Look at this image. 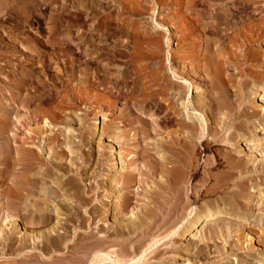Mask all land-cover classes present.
Returning a JSON list of instances; mask_svg holds the SVG:
<instances>
[{
	"label": "rangeland",
	"instance_id": "374dc122",
	"mask_svg": "<svg viewBox=\"0 0 264 264\" xmlns=\"http://www.w3.org/2000/svg\"><path fill=\"white\" fill-rule=\"evenodd\" d=\"M166 1V6L162 8V0H48L47 5H39L36 11L33 14H30V16L29 14L24 16H16V14H0V104L5 101L16 106L15 99L21 102L30 95L34 96V101H32L30 108L37 106L45 110H53L56 112L57 119L49 128H53L54 131L58 130L59 133L65 134L66 136H73L70 138L71 141H73V146H65L66 143H64L65 145L62 144L68 151L67 156L62 160V162H66L64 165L66 167H73L74 170H69L67 173H69V176L74 175L79 178V180H81L79 181L81 188L86 189L91 186L95 188L96 181L98 180H109L112 175L111 173H116L117 175L132 169L137 174L140 169L147 168L146 170H148V166H152L151 161L156 159L155 161L158 163L161 162L162 152L160 151V143H162L161 141L163 140L161 139L162 135L164 136L167 132V135H169L170 130H173L174 134L175 130L179 128L177 126L178 124H169L166 128L168 131H166L165 128L162 130L164 115L168 114L169 117L179 116V118L185 117V120L187 121L192 120L193 123H196L198 130L201 132L204 130L202 132L204 136L196 138V140L195 138L193 139L194 142L192 144V150H189L188 152V154L192 157L187 155L190 158L189 162H187L189 163L188 167L184 170L182 169L185 171L184 173L182 170L179 171L181 168H176L177 171H175L174 175L181 177V179L176 177V180L179 181L178 184L181 183L180 185L182 186L178 185L180 186L179 190L182 192H179L182 194H180V197L181 200L184 198L183 201L189 204L187 206V204L181 201L186 205H184V208L187 207L185 209V211L187 210L185 212L186 214L181 209L186 216V218L184 216L186 220L183 218V214H180L182 218H178V221L181 220V228L183 229L185 225L194 221L197 217H200V219L196 220V223L193 225L194 227L191 228L192 232H182L179 238L180 240H178L177 236V244L174 243L175 237H171L172 240L167 237V240H169L168 242L172 241L174 245L176 244V246L181 245V255L179 253L176 257L171 256V258L166 257L168 253H165L161 256L164 252L172 250L173 247H175L170 242V246L166 245L168 250L164 244L162 247H165L164 249L166 251L163 250V253L160 252V256L156 255L154 260L149 258L146 264H253L257 262L262 255H264V240L261 241L262 239L259 238L262 234V232H260L262 230L261 228L263 226L264 229V225L260 224V227H256L253 233V230L250 233L251 229L249 230L250 227L248 225L250 222L253 225V222L256 221V218H258L259 213L261 216L264 215V172H260L261 175L258 179L257 177L254 178V180L256 179L257 181H262L261 183L258 182L260 185L257 183L258 185L252 188L250 186L251 181L249 182V180H246L244 182L249 183L247 184V190H244V192L252 191V193L249 192V194H246L247 197H251L250 199L245 196L249 200H247L244 196H242L240 200V202L245 205L243 206L244 213L242 214H236L231 207V210L228 208L229 205H227V203L229 202L227 197L229 196L225 197L223 202L224 207L221 205L222 201H218L220 198L218 196L225 193V187L226 192H229V190L233 191L237 187L236 183L228 182L223 186L221 185L222 183H220L218 184L217 191L213 190V187L216 188L217 186L213 185V182L215 183L216 180L218 181L220 178H224L222 173L224 168L220 166L219 161L222 162L221 165L224 164L225 158L223 157H225V154H229L228 152L230 151L233 152L235 149H238L239 153H241L240 155L245 157L247 154H250V146L253 145V143H256L255 145L258 147L257 149L261 150V153L259 150H256V152L258 151V154L255 152L258 155L257 163L263 159L261 157L264 154V150L262 151L260 147H262L264 143V127L259 126L257 129L254 128L256 129L254 130L252 127L255 122H252L253 125L251 123L252 127L250 126L251 128L247 131L248 133L246 132L243 136L235 134L231 138L232 141L236 142L235 145L232 146L229 145L228 142L223 141H226V139L229 138L228 136L230 132L232 133L233 130L236 131L233 127L235 126V123L236 125H240V121L246 120V118L249 119L248 116L252 111H257L259 120L262 118L261 115L264 113V61L261 60L259 62H254L250 59L254 57L259 58V55L264 51V42L257 39L251 41L252 43L250 42L248 45L247 42L242 40L243 43L239 44V46L234 49L236 50L234 52L238 55L228 60L227 63L230 62L229 65L225 62L222 64V67L220 66L221 70L219 69V72L221 71L220 73H222V79H220V76L218 78L219 80L216 81L214 78L217 79L218 72L216 76L215 73L214 75L212 74L216 70L215 66V68H213V63L212 65L210 64L212 73L209 72L210 68L208 69L206 67L205 68L208 71L205 70L203 73L204 68L202 69V66L204 67V65H202V63H199L200 67L197 68L198 64L195 66L190 65V58L186 59V57H181L184 61L180 59V56L183 53V51L182 53L180 51L185 49L186 44L183 45V42H181L182 44H178V37L176 36L179 34L177 31L181 27V24L178 22L180 17L183 20L182 26H184V24V28H188L191 25V27L196 26L195 28L197 30L194 29L195 31H193L192 36H198V41L202 39L201 41L205 42L206 38H204V35L210 33V29L201 26L204 24V22H202L203 19H207L208 16L206 10H213V8L218 7L220 4H225L228 7L230 6L229 10L231 8V12H234V14H232L231 21H236V23L243 28L251 26L254 29L262 28V30H264V24H262L264 23V0H254L256 2L250 0L251 3L248 4V7L239 1H234L235 3L238 2L236 4L233 3V1L231 3V0H214L215 3L213 0H209V3L208 1H205L197 4H192V0ZM186 4L188 6L190 4L191 8L195 9H190L191 12L189 10L186 14L183 13L184 7L187 6ZM201 9L205 10L202 11ZM182 20H180V22H182ZM197 21H201V24ZM259 24L261 26H259ZM199 26L201 28H199ZM225 30L229 33L231 29L229 30V28H223V31L221 30V32H224ZM194 32L196 34H194ZM192 36H186L185 41L190 42ZM195 36L193 37L195 38ZM197 40L195 39V43ZM219 40L223 42V45H221L222 43ZM219 40H215V43H211L214 48L220 45L222 48H225L226 45L227 47L229 46V42L227 43L226 39L225 41L221 38ZM248 46L253 48V50L259 51V55H251L252 52L250 51L248 53L249 55L247 54L246 56L245 54V57L244 52ZM203 48L200 45L196 48V52L199 51L198 53H201L200 56L203 55L202 53H206V50L203 52ZM3 51L7 52V56L2 54ZM233 59H236L238 63H235L236 61ZM232 61L234 62L232 63ZM161 62L164 63V68L166 69L168 76V78H166L167 80L165 79L166 84L173 79V72L171 69L172 65L175 64L177 68L179 66L178 71L182 72V75L179 72V77L176 79L180 85L176 91L178 90L179 93L182 91L183 98H179L176 102L174 100L177 98L173 99V105L176 109L175 112L170 110L168 107L165 109L166 105L161 103L160 97L157 94V85L160 83V81L158 82V79L163 75L161 71L162 69L160 68V70L158 67ZM243 62L245 63L243 64ZM249 62L251 64H249ZM206 72L211 74H206ZM138 73L140 75V79L142 77L141 81L144 79L143 82L145 84L147 83L146 85H148L149 82L150 84H153L149 86L150 88H148L147 91H155H152L151 94L153 95L150 94L144 101L138 99L140 95L139 91L142 86L138 83V87L137 85L135 87L133 84V79ZM208 75L210 77H208ZM154 77L155 79L153 80L152 78ZM5 78L7 85L3 82ZM209 78H213V81L210 79V83L215 82L213 84H209ZM13 81L16 82L19 87V93H17L18 95L15 94L17 98L11 94V83ZM218 81L220 84L217 83ZM221 84L225 88L223 86L221 87ZM213 86L215 88H213ZM178 91L175 93L176 95L174 94L175 97H179ZM150 96L152 98H150ZM219 97L223 100L219 99ZM199 100H202L201 105L198 106L197 109H193L192 105H196ZM226 100H228V103L229 101H235L236 103H233L235 104V108H229ZM160 105L162 108L159 107ZM214 105L216 109L214 108ZM18 110L21 113L28 111L27 108L22 107H19ZM229 110H233L238 114H235L236 117L232 116V118L235 117V120L227 119L228 122L227 127H225L226 129L224 128L218 140L213 142L210 139L211 135L209 134V131L207 133V127L213 129L212 127L219 125ZM129 115L132 116V120H139L140 122L137 121L132 125H129V122H126L128 121L127 117ZM12 117L13 114H11V118ZM93 118H97L95 120L96 124L94 125V120H92ZM33 121H38L40 123L42 119L34 117ZM138 122L144 125L143 128L146 129L144 130L145 132H141L143 128H137L139 127L137 126L139 124ZM262 122L264 123V120ZM135 123L138 124L135 125ZM113 124L118 126L120 130H125L123 134L124 137L121 138V141L123 140V144L117 143V140H114L113 136H109V133L107 134L106 131L111 129V125ZM103 130H105L106 134L101 137V132ZM164 131L166 132L164 133ZM171 131L170 134L172 133ZM175 134L177 135V133ZM181 135H186V133H181ZM112 140L113 142L111 143L110 141ZM38 141L41 145L44 143L42 138H39ZM100 142L108 145L105 149V159H108L109 161H105L99 170L96 166V160L99 155L98 149L100 148L98 146H100ZM257 143H260V145H257ZM124 146L130 147V150L132 149L133 151L129 152V155L127 156L128 158L121 163L118 155L121 156L122 151H124ZM145 146L148 149H146V152L142 155L141 152L142 149L145 150ZM147 150H149V152ZM80 153L83 155L82 160L76 158ZM215 153L218 163L217 160L215 161V157L213 156ZM111 155H114L115 157L113 160L114 163L111 161ZM44 156H47L45 151ZM130 158L131 161L126 163ZM73 159L76 162H74ZM72 162H74V166H72ZM121 164H124V166L121 167ZM163 173H156L153 179H150L151 181L147 179L149 182L146 181L144 174L142 176L137 174V177H143L144 180L143 182L133 181L131 183L129 191L131 192V196L133 198L126 217H131V219H133L141 208L144 207L147 209V198H142L138 201L135 197H138L145 188H150L151 186L152 188L155 187L153 185H155L156 182H159L162 179L164 182V178H166V176L163 175ZM176 173L178 175H176ZM208 173L212 174L211 177L213 180L214 178L216 179L214 181L211 179L210 181L209 178H207ZM244 178L246 179L245 176ZM220 181L222 182V179ZM142 183H144V185ZM211 184L212 187L210 191L207 188H209ZM118 186L120 188L117 187L115 189L113 198L109 194L110 192H106V194L109 195L105 198V200H94L92 199L93 197H91L90 200L92 204L84 199L82 200L81 198L79 199V201H83L81 202V205L79 201H75V197V199L72 198V200L74 199L73 201H75L73 203L76 204L77 202V213L82 214L84 217L89 216V213H87L86 210H88L90 206L97 207V205H100V208L97 211L99 213L93 216L91 215L89 218L90 221L89 219H86V224L84 225V228H82L86 232H82L80 235L81 237L83 236V241L90 244L92 243L91 245L86 244L78 248L69 247L63 250L62 254H59V250L51 248V250L47 252L48 254L44 251V254L46 253L45 255H42L39 249L29 250L28 248L24 251H18L15 249V253L17 254L10 255L7 253L9 250L6 247L7 249L5 250L7 252L5 253L7 254L3 256V259L7 261L5 264H100L98 263L96 256L98 252L92 245L95 244L94 240L98 236V225H101L104 228L106 236H108L110 235L111 227L114 225L115 221L118 220L115 215L116 210L117 207H119V200H121L120 197H122V194L126 189L125 186H121V183H119ZM220 189L224 190V192ZM1 191L2 187L0 186V246L7 244L10 240V236H18L19 238L26 233L25 231L33 232L32 235L35 236V241L41 244L39 241L42 239V237H40L41 234H47L48 230H52L51 227L55 225L54 222L56 220H52L53 222L48 224V226H24L23 223L19 222V214L13 211L14 209L10 210V205L8 206L9 208L7 207V202H5L6 200L3 198L4 196L1 195ZM92 191L89 192L90 195L93 194ZM104 193L105 191H103V194ZM243 198L250 202L242 200ZM106 201H108V203L105 205ZM78 203H80V205ZM85 205L88 207L86 210ZM92 208L90 211H92ZM221 208L224 210L222 212L220 211V215L214 218L215 222H217V226H215V228L220 229L223 225H226L225 222L228 223L223 227H227L231 221H234V226H232L233 229L231 228L232 231L224 233V235L226 234L225 236L220 235L219 238L216 235L213 238L212 231L214 228L208 229L209 227L203 226L205 222L202 219L207 214L206 211H210L209 213H212ZM145 209L142 210L144 211ZM106 210L108 211L107 213ZM141 212L142 211L140 210V213ZM94 216L96 217L94 218ZM102 218L106 219L107 222H103L104 220ZM263 218L264 216H262V219ZM63 219L61 220L62 222L64 221ZM262 219L259 218V222ZM263 220L262 223L264 222ZM112 222L113 224H111ZM180 225L177 224L178 229H181L179 228ZM86 226H89V228L87 229ZM90 226L95 227L90 228ZM257 228H259L260 231ZM239 229L241 230L240 234L237 233ZM158 230L159 231L154 230L155 234L153 231L154 237H157L159 233L161 234L162 232L160 231L163 229L161 228ZM240 230L238 232H240ZM247 231L251 234L250 236L247 235ZM54 234H56L55 231H51L49 233L51 236H54ZM132 234H130V236ZM36 235H38V237H36ZM134 235L135 234L132 236ZM154 237L151 236L150 238ZM27 238L28 243L30 244L31 242L32 244L33 238L31 237L32 241L29 240V236H27ZM167 240L165 242H167ZM14 243V246H18L17 241ZM235 243L237 246L242 247V249H236L237 247L233 246ZM171 245H173V247H171ZM198 245L199 247L196 249ZM203 245L204 251L202 250L203 254H201L199 249L200 247H203ZM183 246L184 248H186V246L188 248L189 246V251L185 250V252H183ZM215 246L218 247L215 248ZM118 248L119 246H109L104 251L114 253L115 250H118ZM218 248L222 250L219 251ZM232 248H234V250ZM223 250L225 253L222 252ZM217 251L222 252V255L220 256L219 254L221 253H218ZM31 252H35L37 255L34 256L33 259L31 257H27V254ZM248 252L249 255H245L248 254ZM137 256L140 255L135 253L128 254L123 257V259H135ZM238 259L240 261L237 262ZM257 263L264 264V261H258Z\"/></svg>",
	"mask_w": 264,
	"mask_h": 264
},
{
	"label": "bare ground",
	"instance_id": "6f19581e",
	"mask_svg": "<svg viewBox=\"0 0 264 264\" xmlns=\"http://www.w3.org/2000/svg\"><path fill=\"white\" fill-rule=\"evenodd\" d=\"M205 1H208V3H209V0H192V4L193 3L197 4L199 2H205ZM232 1H233V3H235L234 1L242 2V4L245 5L246 7H248V4L251 3L250 0H231V3H232ZM253 1H252V3H253ZM166 2H167L166 0H162V2H161L162 8H164V6H166ZM213 2L215 3L214 0H213ZM254 2H256V1H254ZM47 3H48V0H0V14H6V15L16 14V16L17 15L24 16V15L29 14V16H30V14H33L36 11V9L39 5H41V4L47 5ZM236 3H238V2H236ZM232 6H233V4H232ZM229 7L225 4H223V5L220 4L218 7L213 8V10H211V9L210 10L208 9V11L206 10V12L208 13L207 14L208 16L206 15L207 19H203L202 22H204V24L201 26L205 27V28L207 27L208 29H210L209 30L210 33L207 35H204V38H206L205 42L201 41L202 39H200L198 41L197 40V38H199L198 36L193 35V36H195V38L192 36L193 31H195L194 29H196L195 28L196 26L191 27L192 26L191 25L188 28H186V27L184 28L185 24H184V26H182L183 20L178 16L179 17L178 22L181 24V27L179 26L180 29H178V31H177V33H179L176 36V37H178L177 41H178V44H182L181 42H183V45L186 44L185 49L180 51L181 53L183 51V53L180 56V59H181V57H183V58L186 57V59L190 58V60H189L190 65L195 66L198 64L197 68L200 67L199 63H202V65H204V67L202 66V69L204 68L203 73L205 72L206 68H208V69L210 68L209 72L212 73V69L210 67V64L212 65V63H213L214 64L213 68L216 67V70L215 71L213 70L214 72L212 74L214 75V73H215V76H216L217 72H218L217 79L214 78V80H216V81L219 80L218 78L220 76H221L220 79H222V75H221L222 73H220L221 71L219 72V69L221 70L222 64L226 62V64L229 65L230 62L227 63L228 60L232 59L238 55L234 52V51H236L234 49L237 46H239V44L243 43L242 40L244 42H247V44L248 43L250 44L251 41H254L257 39L264 42V30H262V28L254 29L251 26L243 28L242 26L238 25L236 23V21L235 22L231 21L232 14H234V12L232 13L231 8L229 10ZM252 7H255V6H252ZM190 9H192V8L189 4V6L187 5L184 7L183 13H185V14L188 13ZM194 9H192V10H194ZM203 10H205V9H203ZM256 11H257V9H256ZM190 12H191V10H190ZM197 12H199V11H197ZM184 18H185V16H184ZM180 20H182V22H180ZM185 22H186V20H185ZM200 22H198V23H200ZM262 24H264V23H262ZM222 26H223V28H229V30L231 29L230 32L228 31L229 33H227L226 30L224 32H221V30L223 31ZM259 26H261V25L259 24ZM199 28H201V27L199 26ZM202 29H204V28H202ZM196 32H198V31H196ZM194 34H196V33L194 32ZM186 36H192L191 41L189 40L190 42L185 41ZM201 37H202V35H201ZM218 38L219 39L221 38L223 41H225V39H226V42L227 43L229 42V44H228L229 46L227 47V45H226L225 48L224 47L222 48L221 45H223V42H221ZM195 39L197 40L196 43H195ZM143 40H145V39H143ZM215 40H219L222 44L220 46H217L214 48L211 43L214 42ZM150 41H152V40H150ZM198 45L202 46V48L204 47L203 52H205L204 50H206V53H202L203 54L202 56H200L201 53L200 54L198 53L199 51L196 52V48L198 47ZM231 47H233V48H231ZM250 51L252 52L251 55H257L259 52L257 50H253V48L248 46V48L244 52V56H245V54L247 56V54ZM197 53L199 54L200 57L198 56ZM2 54L4 56H7L6 51H3ZM178 54H179V52H178ZM174 55H176V54H174ZM198 57H199V59H198ZM183 58L181 60L184 61ZM233 60L236 61V59H233ZM250 60H253L254 62H259L261 60L264 61V51L259 55V58L254 57V58H251ZM233 62L234 61H232V63ZM235 63H238V62L236 61ZM244 63L245 62H243V64ZM170 64H172V63H170ZM249 64H251V63L249 62ZM252 64H253V62H252ZM158 67H159V69L160 68L162 69V70L161 69L160 70L162 71L163 75H162V77H160L158 79V82L160 81V83L157 85L158 86V93L157 94L160 97L161 103L166 105L165 109H167V107H168V108H170V110H173L175 112L176 109H175V106L173 105V99L177 98L176 100H174L176 102V101H178L179 98H181V99L183 98V96H182L183 92L181 91L179 93L178 90L177 91L179 93V97L174 96V94L177 92L176 89L180 86L176 80L179 77V72H180V71H178L179 66H178V68L175 64L171 66V69L173 72V74H172L173 79L168 84L165 83L166 82L165 79L168 78V76H167L166 69L164 68V63L161 62V64ZM206 71H208V70H206ZM136 72H137V70H136ZM209 72H206V74H209ZM181 73L182 72H180V74ZM136 75L137 76L134 77V79H133V84L135 87L138 83L142 86L141 90L139 88V90H140L139 94L140 95H139L138 99L144 101L152 93L153 90L151 92H149L150 90L147 91V89L150 88L149 86H151L153 84H150V82H149V84L146 85L147 83L145 84L143 82L144 79L141 81L142 77L140 79L139 73ZM209 75H208V77H210ZM147 79H148V77H147ZM152 79L154 80L155 77ZM210 79H212V81H213V78H209L208 83L213 84L215 81L213 83H210ZM3 82H5V84L7 85L6 78L4 79ZM217 83H219V81ZM222 84H221V87L223 86ZM155 86H156V84H155ZM215 86H216V84H215ZM11 87H12L11 94L13 96H15V94L19 93L18 92L19 87H18L16 82L13 81L11 83ZM137 87H138V85H137ZM217 87H218V85H217ZM213 88H215V87L213 86ZM151 89H153V88H151ZM153 92H155V91H153ZM151 95H153V94H151ZM15 97L17 98V96H15ZM4 98H6V97H4ZM150 98H152V97L150 96ZM219 99H222V98L219 97ZM225 99H226V97H225ZM32 101H34V96L29 95L26 97V99L24 101H21V102L17 101L15 99V103H16L15 105L16 106L12 105L11 103H7L5 101H3L0 104V186L2 187L1 195L4 196L3 198H5V200H6L5 202H7V207L10 205L9 206L10 210L14 209L13 211H15V212H17V214H19V217H20L19 222L23 223L24 226H29V227H34L37 225L48 226V224L52 223L54 220H56V221L54 222L55 225L53 224L54 226L51 227L52 230H48V233L46 232L47 234H41L40 237H42V239L39 240L41 242V244L37 243V241H35V239H34L35 236L32 235L33 232H31V231L30 232L25 231L26 233H24L19 238H18V236L17 237L10 236L9 242L7 244H3V246L2 245L0 246V264H5L7 262L3 259V256H5V254L9 253L10 255H15V254H17V253H15L16 250H18V251L23 250L24 251L27 248L29 250L39 249L41 251V254L43 255L44 251L47 253L49 250H51V248H55L56 250H59V252H60L59 254H62L63 250H65L66 248H69V247L78 248V247H82L83 245L90 244V243H87L86 241H83V239H82L83 236L81 237L80 235L82 232H86V231H84V229H82V228H84V225L86 224L85 223L86 219H89L91 215L93 216V215H96L97 213H99L97 211L100 208V205H97V207L90 206L88 210H86V208H88V207H87V205H85V210L87 213H89V216L84 217L82 214L77 213V211H78L77 202H76V204L73 202L79 201V199L82 198V200L84 199L85 201L91 203V200H90L91 197H93L92 199H94V200H105V198L108 197L109 194L113 198V196L115 194V189L120 186V185L118 186L119 183H121V186H125L126 189L123 192L122 197H120L121 200H119V205H118L119 207H117V210H116L115 215H116L118 220L115 221V223H114L115 226L113 225L114 227L113 226L111 227V232H110V235H108V236H106L104 228L101 225H98V227H97L98 228V233H97L98 236L95 238V240L93 239L95 241V244L92 246H94V248H96V250L98 252V254H96L98 263H100V264H103V263H108V264H146V262H148L149 258H152V260H154L156 255L160 256V252L163 253V250H165L164 249L165 247L168 250L167 246H170V244H169L170 242L173 245H174V243L177 244L178 240H180L179 238H180V235L182 234V232H184V231L192 232L191 228L194 227L193 225L196 223V220L200 219V217L199 218L197 217V219H195L192 222H189L188 224L186 221L187 225H185L183 227V229L181 228L182 227V225H180L181 220L178 221V218H182L180 214H183V218H184V216H185L184 213L187 211V210L185 211V209L187 207L186 208H184V207L186 206L185 204H187V203H185L183 201L184 198H182V200H181L180 194L182 192L179 190L181 183L178 184L179 181L176 180L177 179L176 177H179V176H175L174 173H175V171H177L176 168H179V169L181 168L179 170V171H181L182 169L184 170L185 168L188 167L189 163H187V162H189V159H190L189 158L190 154H188V152H189V150H192V144L194 142L193 139L195 138V140H196V138H199V137L201 138L202 136H204L202 133L204 130L202 132L200 130H198L196 123H193L192 120L191 121L185 120V117L180 116L181 118H179V116L169 117L168 114L164 115L163 123H162L163 124L162 130H164V128L166 129L169 124H171V125L178 124L177 126L179 128H177L176 130L174 129L175 133H177V135L175 133H174L175 135L173 134V132H174L173 130L172 131L170 130L172 133L170 134V131H169V135H167L168 132L167 133H165V132L168 130L166 129V131H164V133H165L164 136L162 135V137H161V139H163L161 141L162 143L159 142L161 145L158 144V145H160V147H161L160 151L162 152L161 162L158 163L157 161H155L156 160L155 159L154 161H151L152 166L151 165L148 166L149 167L148 170H146L147 168L146 169H140L137 172V174L139 176H142L144 174L146 177L145 178L146 181H147V179H149V180L153 179V177L156 173L161 174V172L162 173L164 172L163 175H165L166 178H164L165 179L164 182H163V179L159 182H156L155 185H153V186H155L153 188H152V186L151 187L149 186L150 188H145L142 192L143 194L142 193L139 194V196L141 198L139 196H138L139 198L135 197L136 200H138V201H140V199H142V198L143 199L147 198L146 200L148 202L147 201L146 202L148 203V207H147V209H145L144 207L141 208L140 210L142 212L140 213V210H139V212H137V215L133 219H131V217H126V214L129 211L131 200L133 198L131 196V192L129 191V189H130L131 183L133 181L143 182L144 178L143 177H141V178L137 177V174L135 173V171L132 169H129L126 172L121 173V174H117V175H116V173H111L112 175L110 176L109 180H107V181H99V180L96 181L95 180L96 181V185H95L96 187L95 188H93L92 186L89 188L87 187V189L81 188L80 183H79V181H81V180H79V178H77L74 175L69 176V173H67V171L69 172V170L73 171L74 170L73 167L72 168L66 167V166H64L66 162H62V160L68 154V151L64 148V146L62 144L66 143V145L64 144L65 146H71L73 141H71L70 138L73 136H71V137L68 135L66 136L65 134L59 133L58 130L54 131L53 128L50 129L49 127L51 126V124L53 125V122L56 121V119H57L56 118L57 113L54 112L53 110H45V109L37 107V106L34 108H30V106L32 105ZM226 101L228 104L227 106L229 108H231V109L235 108L234 107L235 104H233V103H236L235 101L231 100L232 102L229 101V103H228V100H226ZM201 103H202V100H199V102L197 101L196 105L195 104L192 105L193 109H197L198 106L201 105ZM215 103H217V102H215ZM19 107L27 108V110L29 108L30 109L28 111H26L25 113H21L18 110ZM159 107L162 108L161 105ZM214 108H215V105H214ZM163 109H164V107H163ZM252 110H254V109H252ZM11 114H13L12 118H11ZM235 114H238V113H235L233 110H231V111L229 110L225 114V118L221 120L219 125L212 127L213 129H210V127L209 128L207 127V133L209 131V134L211 135L210 139L213 142L218 140V138L222 134L221 133L222 130L225 127H227V122H228L227 119L228 120L234 119L236 117ZM257 115H258L257 111H252L248 116L249 119L246 118V120L240 121L239 122L240 125L238 124L239 126L236 125V123H235V126H233V127L236 129V131L233 130L232 133L228 132L229 138L226 139V137H225L226 141H223V142H228V144L232 145V146L235 145L236 142L232 141L231 138L235 134L239 135V136H243L252 127V125H253L252 122H255L253 127H252L253 129L254 128L257 129V127H259V126L264 127V123L262 122L264 120V113H263V115H261L262 118H260V120H259ZM232 116H235V117L232 118ZM34 117L41 118L43 122L40 121V123H39L38 121H36V122L33 121ZM131 117L132 116H130V115L127 117L128 121H126V122H129V125H132L134 122L139 121V120L134 121L131 119ZM94 118L92 119V120H94L93 125L96 124L95 120L97 119V118L96 119H94ZM186 119H188V118H186ZM261 119H262V121H261ZM256 121H258V122H256ZM138 123H135V125ZM251 123H252V125H251ZM137 126H139L137 128H140V127L143 128L144 125L142 123L141 124L139 123ZM253 129H251V130H253ZM256 129H254V130H256ZM139 130H141V129H139ZM144 130H146V129L143 128L141 132H143ZM124 131L125 130H120L118 126L113 124V125H111V129H109L106 132H107V134L108 133L110 134L109 136H113V139L117 140L116 141L117 143L123 144V140L121 141V138L124 137V135H123ZM106 132H105V130H103L101 132V137L103 135H105ZM181 133H186V135L182 136ZM74 136H76V135H74ZM39 138H42L44 140V143L42 145L40 143H38ZM110 142L112 143L113 140ZM255 144L256 143H253V145H255ZM99 145H100V146H98L100 148V149H98L99 155H98V158L96 160V164H97L96 166L98 169L101 168V166L105 163V161H109L108 159L107 160L105 159V152H106L105 149L108 147V145L104 144L103 142H100ZM203 145H205V144H203ZM253 145L250 146V154H247L245 157L244 156L242 157L240 155L241 153H239L238 149H235V148H234L235 149L234 151L232 150L233 152L230 151V152H228L229 154H225V157H223V158H225V160L223 159L224 164L221 165L222 162L219 161L220 166L223 167L224 171H225V173H224V171L222 170L224 178H220V180L222 179V182L220 180H218V181L216 180L215 183L213 182V185H217L216 188L213 187L214 188L213 190H217L218 184H220V183H222L221 184L222 186L228 182L236 183V186H237V187L235 186L236 189L233 188L235 190L232 189L233 191L229 190V192H226V187H225L226 185H225L224 186L225 187V193L218 196V197H220L218 199V201L219 200L222 201L221 202L222 206H223V202L225 200V197L229 196V197H227L229 203L226 202L227 199L225 202L227 203V205H229L228 208L230 209V207H231V209H233L236 212V214L244 213L243 206H245V205H243L240 202L242 196L247 197V195H246L247 193L248 194H249V192L252 193V191L244 192V190H247L246 189L247 184H249L248 182L247 183H244V182L246 180H249V182L251 181L250 186L252 188L256 187V185L259 184L258 182H260V183L262 182V181H257L256 179L254 180V178L257 177V179H258L261 175L260 172H264V168H263L264 167V154L261 157L263 159H261V160L259 159L260 161H259V163H257L258 162V159H257V156H258L257 152L258 151L256 152V150H259V149H257L258 147H256V145L255 146H253ZM257 145H260V143H257ZM263 145H264V143H263ZM263 145H262L263 148L260 147V149H262V151L264 150ZM146 149H148V148L146 147L145 150L142 149V152H141L142 155L144 152H146ZM123 150L124 151H122L121 156L117 154L119 156V161L121 163H122V161H125L128 158L127 156L129 155V152L133 151L132 149L130 150V147H125V146H124ZM44 151H45V154H47V156H44ZM140 151H141V149H140ZM147 151L149 152V150H147ZM259 151L261 153V150H259ZM148 152H147V154H148ZM168 153H169V155H168ZM77 154H78V152H77ZM138 154H140V153H138ZM187 155H189V156H187ZM213 156L215 157L214 159L216 161L217 160L216 153ZM190 157H192V156H190ZM76 158L82 160L83 155L80 153L79 156H77ZM151 158H153V157H151ZM114 159H115V157L113 155L111 158V161L113 162ZM70 160H72V159H70ZM150 160H152V159H150ZM210 160H212V159H210ZM219 160H220V158H219ZM130 161H131V158L126 163H129ZM74 162H76V161L74 160ZM74 162H72V166H74L73 165ZM69 163H71V162H69ZM217 163H218V160H217ZM123 166H124V164L123 165L121 164V167H123ZM176 166H178V167H176ZM95 172H97V171H95ZM184 172L185 171H183V173ZM84 174H85V172H84ZM176 175H178V174L176 173ZM211 176H212V174L208 173L207 178H209L210 181L212 179ZM219 176H221V175H219ZM244 176L246 177V179L244 178ZM179 178L181 179V177H179ZM215 179L216 178H214V180ZM149 180L147 182H149ZM214 180L212 179V181H214ZM253 180H254V182H253ZM144 183H142V184L144 185ZM91 185H92V183H91ZM178 185H180V186H178ZM84 187H85V185H84ZM211 187H212V184L209 187L210 189L209 188H207V189L211 191ZM220 190H222V189H220ZM91 191L93 192V194L90 195L89 192H91ZM103 191H105L104 194H103ZM210 191H208V192H210ZM222 191L224 192V190H222ZM106 192H110V193L107 195ZM179 192H181V193H179ZM163 194H165V195H163ZM217 194H218V192H217ZM98 197H99V199H98ZM72 198H74L75 201H73L74 199L72 200ZM245 198H243L242 200L246 201ZM247 198L250 199L251 197H247ZM88 199H89V201H88ZM249 199H247V200H249ZM108 201H109V199H108ZM108 201L105 202V205H106V203H108ZM181 201H183L185 204ZM79 202L81 203L83 201L80 200ZM246 202H250V201H246ZM80 203H78V204L80 205ZM181 203H182V205H181ZM81 205H82V203H81ZM188 205L189 204H187V206ZM95 206H96V204H95ZM218 206H219V203H218ZM212 207H214V206H212ZM91 208H92V211H90ZM215 208H216V206H215ZM142 209H145V210L143 211ZM181 209H182V211H184V213L181 211ZM210 210H211V207H210ZM223 210L221 208V209H218L217 211L212 212V213H209L210 211H206L207 214L202 219L205 222L203 226L209 227L208 229L214 228L212 231L213 232V238L216 235L220 238V235L222 236V235H224V233H229L230 231H232L231 230L232 226H234V221L233 222L231 221L227 227H223V226H226L228 223V222H225L226 225H223L224 224L223 223L222 224L223 226L220 229L215 228V226H217L216 225L217 222H215L214 218L219 216L220 211L222 212ZM107 212L108 211L106 210V213ZM263 212H264V209H263ZM87 213H85V214H87ZM259 215H260V213H259ZM259 215H258V218L255 219L256 220V221H254L255 223L252 221L253 225L251 224V222L248 224L250 227L249 230L251 229L250 233L252 230H253L252 231V233H253L255 231L256 227H258L260 224L264 225V222L262 223V220L264 219V218L262 219V216H264V215H262V216L260 215V217H259ZM95 217L96 216H94V218ZM185 218H186V216H185ZM259 218L262 219L260 222L258 220ZM62 219L64 220L63 222L61 221ZM103 220H104L103 222H107L106 219H103ZM89 221H90V219H89ZM220 223H221V221H220ZM111 224H113V222ZM177 224L180 225L179 228H181V229L177 228ZM235 225H236V223H235ZM94 227L90 226V228H94ZM86 228L88 229L89 226H86ZM161 228L163 229L160 231L162 233L161 234L159 233L161 236L158 234V236L156 235L157 237H154V234H155L154 230L159 231L158 229H161ZM204 229H206V228H204ZM237 229H238V227H237ZM257 229L259 230V228H257ZM261 229L262 230L261 231L259 230V231L262 232V234L260 235L259 238L262 239L261 241H263L264 240L263 226ZM51 231H55L56 234H54V236L49 235V233ZM87 231H89V230H87ZM112 231H113V233H112ZM153 231H154V234H153ZM238 231H237V233L240 234L241 230H240V232H238ZM247 232H248L247 235L250 236L251 234H249V231H247ZM17 233H20V232H17ZM132 233L135 235L132 236L133 235ZM255 233H257V232H255ZM130 234H132V235L130 236ZM258 234H260V233H258ZM228 235H230V234H228ZM27 236L30 237L29 240H31V237L33 238L32 239L33 241L31 240L32 244L30 242L31 245L28 243ZM151 236H153L154 238H150ZM177 236H178V240L176 241ZM36 237H38V235H36ZM167 237H169L170 239H171V237H175L174 243L172 241L168 242L169 240H167L168 239ZM84 239H87V238H84ZM166 240H167V242H165ZM16 241H17L18 246H14L15 245L14 242H16ZM164 244H165V247H162ZM176 244L174 245L175 247H173V245H171V247H173V249L169 248L172 250H168L167 252H164L163 254H161V256L164 255L165 253L166 254L168 253V255L166 257H171V256L176 257L177 255H179V253L181 255V253H182L181 245H177L178 246L177 247ZM109 246H119V248H118V250H115V252H114L115 254L105 252L104 250L106 248H108ZM233 246L234 247L236 246L237 247L236 249H240V248L242 249V247L237 246L236 243ZM6 247L8 248L9 252H7L5 250V249H7ZM14 247H16V248H14ZM198 247H199V245L196 247V249H198ZM216 247H218V246H215V248ZM186 248H187V246H186ZM186 248H184V246H183V250H184L183 252H185V250L189 251L188 250L189 246L187 249ZM246 248H249V247H246ZM232 249L234 250V248H232ZM202 250L204 251V245H203V247H200V249H199L201 254H203ZM220 250H222V249H219V251ZM5 252H7V253H5ZM222 252H224V250ZM222 252H218V253H221V254H219L220 256L222 255ZM134 253L139 254L140 256H137V258H135V259H133V258H131L129 260L123 259V257L127 256L128 254H134ZM187 253H190V252H187ZM224 253H223V255H224ZM251 253H252V251H251ZM251 253H250V255H251ZM112 254H114V255H112ZM243 254H245V253H243ZM27 255H28L27 257H31L32 259L34 256H37L35 252H31ZM192 255H193V253H192ZM245 255L248 256L249 252H248V254H245ZM1 257H2V259H1ZM145 257H147V258H145ZM165 259H168V258H165ZM241 259H243V258H241ZM28 261H30V260H28ZM238 261H240V260L238 259L237 262ZM258 261L259 262L264 261V255H262L259 258V260H257V262ZM257 262H255L253 264H260Z\"/></svg>",
	"mask_w": 264,
	"mask_h": 264
}]
</instances>
